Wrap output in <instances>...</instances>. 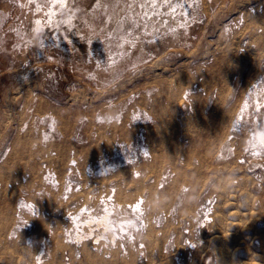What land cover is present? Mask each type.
I'll return each mask as SVG.
<instances>
[{
	"label": "rangeland",
	"instance_id": "rangeland-1",
	"mask_svg": "<svg viewBox=\"0 0 264 264\" xmlns=\"http://www.w3.org/2000/svg\"><path fill=\"white\" fill-rule=\"evenodd\" d=\"M263 120L264 0H0V264H264Z\"/></svg>",
	"mask_w": 264,
	"mask_h": 264
},
{
	"label": "bare ground",
	"instance_id": "bare-ground-1",
	"mask_svg": "<svg viewBox=\"0 0 264 264\" xmlns=\"http://www.w3.org/2000/svg\"><path fill=\"white\" fill-rule=\"evenodd\" d=\"M263 124H264V120H263ZM254 136H256V138H257V140L259 141V142H261V143H264V125H263V129L261 130V131H258L257 130V132L255 133V134H253ZM138 206V203H135L134 205L132 204V207L134 208V209H136V207ZM106 208V207H105ZM80 209H82L81 211H83V208H80ZM78 210H79V208H78ZM108 212L109 211H107V210H105L104 211V214H103V216H102V214H101V220L100 221H102V220H106L107 219V217H108ZM101 213V212H100ZM89 214V213H88ZM71 215V214H70ZM67 216H69L68 214H67ZM92 216V215H91ZM73 217V216H72ZM76 217V216H75ZM93 217V216H92ZM70 218H71V216H70ZM100 218V217H99ZM75 219V218H74ZM73 219V220H74ZM77 219V218H76ZM90 219V218H89ZM88 220V219H87ZM86 220V221H87ZM94 220V219H93ZM79 221V220H78ZM85 221V220H84ZM89 221V223L91 222L92 223V221H90V220H88ZM97 221V220H96ZM75 222V221H74ZM76 223V222H75ZM82 223V222H81ZM106 223H107V221H106ZM111 223V222H110ZM88 224V223H87ZM99 224V223H98ZM97 224V225H98ZM108 225V224H107ZM109 225H111V224H109ZM105 227V226H104ZM106 228V227H105ZM109 228V227H108ZM105 230V229H104ZM122 230V229H121ZM84 235H86V234H84ZM88 235V234H87ZM102 235H103V233H102ZM113 235V234H112ZM90 236V235H89ZM97 236V235H96ZM105 236V235H104ZM103 236V237H104ZM114 236V235H113ZM80 237V236H79ZM98 237V236H97ZM76 238H78V236H76ZM79 239V238H78ZM106 239V238H105ZM113 239H114V237H113ZM95 240V239H94ZM111 240H112V238H111ZM148 241L149 242H153V240L151 239V237H149L148 238Z\"/></svg>",
	"mask_w": 264,
	"mask_h": 264
},
{
	"label": "snow or ice",
	"instance_id": "snow-or-ice-1",
	"mask_svg": "<svg viewBox=\"0 0 264 264\" xmlns=\"http://www.w3.org/2000/svg\"><path fill=\"white\" fill-rule=\"evenodd\" d=\"M29 207H31V206H29Z\"/></svg>",
	"mask_w": 264,
	"mask_h": 264
}]
</instances>
